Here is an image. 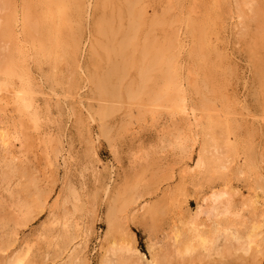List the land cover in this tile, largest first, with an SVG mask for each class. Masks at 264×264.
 <instances>
[{
	"label": "bare ground",
	"instance_id": "obj_1",
	"mask_svg": "<svg viewBox=\"0 0 264 264\" xmlns=\"http://www.w3.org/2000/svg\"><path fill=\"white\" fill-rule=\"evenodd\" d=\"M19 2L18 12L14 0H0V185L13 207L21 208L25 198L21 199L22 193L15 194L12 189L28 179L24 167L37 157L43 161L44 183L32 178L30 192L23 191L31 207L47 213L45 224L34 236L39 238L57 227L66 232L78 220L77 192L69 182L63 150L50 128L47 109L41 108V88L34 74H41V63L48 60L49 72L42 77L52 89L61 88V72L67 67L73 70L80 63L82 40L86 39L89 74L84 84L88 93L117 97L125 109L132 107L133 115L145 122L151 132L146 141L131 134L126 170L133 173L143 168L149 154L168 155L171 168L180 165L178 192L196 204L185 231L172 226L164 236V245L182 257H192L211 252L222 239L236 242L241 252H247L256 228L248 226L244 229L246 237L241 238L236 225L243 223L248 209L247 199L238 189L248 184L252 173L248 157L239 149L229 123L232 115L220 99L213 101L202 96L198 105L191 103V93L198 94L200 90L186 83L177 56L184 47L199 68L207 60L217 64L220 58L214 45L218 34L223 28L238 26L241 17L237 12H243L248 2L231 0V11L226 0ZM178 35L183 38L182 45ZM57 70L59 75L55 74ZM259 112L257 122L262 123L264 111L260 108ZM105 115V110L96 114L101 119ZM160 117H165L161 126ZM99 132L116 157L109 133L102 127ZM56 164L64 170L58 192L54 190V176L47 173ZM85 171V167L79 171L81 179ZM142 199L137 196L130 201L135 214L146 207L145 203L140 204ZM257 206L260 205L251 203L252 212L258 210ZM105 224L99 264H124L128 256L144 258L147 264H161L158 250L164 246L154 244L150 235L147 260L135 249V238L127 231L119 232L110 212L106 213ZM88 235L89 230H85L84 239ZM54 247L60 250L58 245ZM74 248L69 249L68 257L75 260L74 264H86L85 245L79 255H73ZM28 251L29 242L25 241L7 264H27Z\"/></svg>",
	"mask_w": 264,
	"mask_h": 264
},
{
	"label": "rangeland",
	"instance_id": "obj_2",
	"mask_svg": "<svg viewBox=\"0 0 264 264\" xmlns=\"http://www.w3.org/2000/svg\"><path fill=\"white\" fill-rule=\"evenodd\" d=\"M14 1L19 12L20 2ZM226 2L231 11V0ZM246 2L243 12H237L241 17L238 26L223 28L218 34V42L214 45L220 58L217 64L207 60L199 68L184 47L178 52L177 64L186 83L200 90L198 94L191 93L193 105H198L202 96L213 101L220 99L224 109L231 113L229 123L239 149L248 157L252 173L248 184L238 188L247 199L248 209L243 223L236 225L241 238L246 237L244 229L248 226L256 228L247 252H241L236 242L222 239L211 252L192 257H182L172 247L164 245L163 239L169 228L175 226L179 232L185 231L196 204L178 192L180 165L171 168L168 155L149 154L143 168L133 173L126 170V150L131 134L136 133L139 140L146 141L151 132L145 122L133 115L132 107L125 109L117 97L88 93L84 79L89 74L86 71L89 47L84 39L80 63L73 70L67 67L61 72L64 74L61 88L52 89L42 77L49 72L48 60L42 61L41 74H34L41 88V108L47 109L50 128L63 150L69 182L77 192L78 220L66 232L57 227L39 238L34 236L45 224L47 213L31 207L23 191L30 192L32 178L44 183L45 164L37 157L35 162L22 169L28 179L12 189L15 194L22 193L21 199L25 198L21 208L13 207V201L0 185V264H7L11 254L19 251L25 241L29 242L27 264H74L75 260L67 255L69 249L75 247L73 255H79L83 245L86 264H99V245L106 231L107 212L112 215L119 232L127 231L135 238V249L147 260V235H150L154 244L164 246L158 250L161 264H264V122H257L261 116L260 108L264 111V0ZM177 37L182 45L183 38ZM58 73L59 70L55 72ZM103 110L106 115L101 119L96 114ZM0 122H3L1 117ZM159 124H165V117H160ZM100 127L109 133L110 144L117 150L116 157L111 155L109 144L100 136ZM83 167L86 171L81 179L79 171ZM63 172L58 164L47 172L55 178L56 192L61 187ZM137 196L143 198L141 205L146 204L139 214H135L130 205ZM252 202L260 205L256 212H252ZM85 230H89V235L84 239ZM55 244L60 250L54 247ZM77 244L80 246L76 247ZM4 248L7 250L2 252ZM124 264H147V261L128 256Z\"/></svg>",
	"mask_w": 264,
	"mask_h": 264
}]
</instances>
